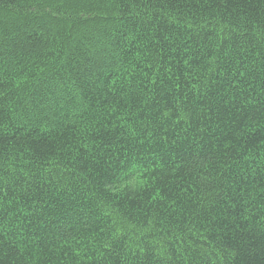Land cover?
<instances>
[{
	"label": "trees",
	"instance_id": "trees-1",
	"mask_svg": "<svg viewBox=\"0 0 264 264\" xmlns=\"http://www.w3.org/2000/svg\"><path fill=\"white\" fill-rule=\"evenodd\" d=\"M0 264H264V0H0Z\"/></svg>",
	"mask_w": 264,
	"mask_h": 264
}]
</instances>
